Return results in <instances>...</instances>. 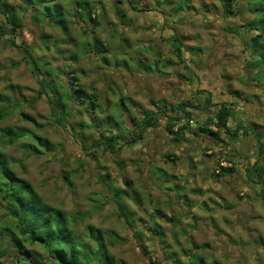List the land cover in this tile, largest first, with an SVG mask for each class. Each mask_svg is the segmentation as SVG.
Masks as SVG:
<instances>
[{
	"label": "rangeland",
	"instance_id": "obj_1",
	"mask_svg": "<svg viewBox=\"0 0 264 264\" xmlns=\"http://www.w3.org/2000/svg\"><path fill=\"white\" fill-rule=\"evenodd\" d=\"M84 1L92 3L95 20L86 18L89 27L84 23L80 27L68 17L73 22L68 37L59 28L45 27L43 34L50 42L47 49L41 26L29 25L19 31L14 46L10 36H0V111L8 114L0 127L31 128L21 118L25 113L35 119L38 135L56 145L52 153L26 160L19 146L4 150L17 174L52 206L77 216L79 232L90 225L107 236L116 235L110 252L119 264H150L151 258L144 255L134 235L138 231L148 236L155 223L162 227L164 240L154 239L142 247L165 264H173L171 258L163 259L166 252L184 262H188L186 252H191L201 254L205 264H264V190L256 176L247 177L253 164H264L258 146V140L264 144V90L247 76L246 46L258 33L242 28L254 15L244 10L242 1L238 7L241 16L233 18L224 16L218 0ZM9 2L22 6L19 0ZM180 6L186 8L177 13ZM62 7L70 12L66 4ZM4 23L0 15V26ZM5 27L9 31L7 24ZM174 36L183 44L187 64L175 54L178 44L168 40ZM90 38L109 49L112 66L102 65L91 53L80 54L79 46ZM19 47L29 48L35 59L49 63L46 78L55 85L78 73L86 90L99 95V104L106 111L102 119L114 113L117 119L132 114L138 121L146 111H170L182 103L192 112L190 130L176 140L160 117L156 128L148 130L142 141L124 148L120 156L96 151L88 142L89 153L98 156L89 157L81 144L83 134L91 141L89 136L98 131L92 116H73L66 128L55 124L52 106ZM73 54L78 56L76 63L63 58ZM67 64L71 66L67 68ZM208 98H212L211 108ZM222 101L235 103L231 130L248 125L256 127L259 135L250 131L245 136L237 130L234 138L226 131L219 133V140L196 136L194 131L205 127ZM128 116L121 120L123 139L116 149L139 134L138 130L130 133L136 127ZM73 122L90 127L78 129L75 137ZM210 129L217 131L213 126ZM220 166L233 167L234 172L217 177ZM130 212L135 213L134 228L129 226ZM153 215H158L155 221ZM5 221V210L0 207V229ZM27 248L39 259L44 257L39 246ZM18 256L11 249L9 259L2 263L14 264Z\"/></svg>",
	"mask_w": 264,
	"mask_h": 264
},
{
	"label": "trees",
	"instance_id": "obj_2",
	"mask_svg": "<svg viewBox=\"0 0 264 264\" xmlns=\"http://www.w3.org/2000/svg\"><path fill=\"white\" fill-rule=\"evenodd\" d=\"M22 6L10 4L9 0H0V15L5 18L6 24L9 26V31L5 27L0 26V36H10L9 42L14 46L15 40L19 37V31L27 30L29 25L40 27V34L43 40V46L49 47V37L43 34L44 28L47 26L59 28L65 37L70 34L69 26L73 24L72 20L81 27V24L89 27L87 20H95L91 11V4L84 0H19ZM222 5L224 16L227 18L239 17V3H244V10L254 15L253 20L242 25V28L248 31H255L258 34L247 43V76L255 83V87L264 90V0H218ZM186 3V2H185ZM68 6L67 12L62 5ZM187 7V3L185 4ZM180 6L176 12H183L184 8ZM135 10H137L135 8ZM76 11L79 14L76 16ZM142 11V10H140ZM72 12V13H71ZM123 18V15H120ZM68 17H71L72 20ZM74 18V19H73ZM87 32H91L86 28ZM231 33H238L234 30H229ZM87 35V34H86ZM171 42L178 45L175 46V54L182 64L188 62L183 58L180 39L176 36L169 38ZM24 52V60L36 77L39 79L43 96L52 106L53 122L60 126L68 125V119L81 117L85 114L92 116L91 122L97 126L98 131L95 136H89L91 141H87L88 137L83 134L81 144L83 152L89 156L97 158L94 153H89L91 147L96 148V151L103 150L110 152L116 157L120 156L121 152L126 147H131L143 140V135L152 128L158 126L160 117L166 120V129L169 134L180 140L190 130L189 125L192 122V112L188 110L187 104H179L172 110L160 109L158 112L146 111L143 114V119L136 120L134 115L128 116L134 123L136 129L130 130V133L139 134L132 135L131 141H126L119 148V141L123 139L121 133V116L117 119L113 113L109 117L102 119L100 116L106 112L99 104V95L96 92H88L86 85L81 82L80 76L71 77L70 81H63L59 85H55L54 81H50L47 76H50L49 71L45 66L49 63L34 58L32 51L27 47H19ZM80 54L83 51L92 54L99 59L100 63L105 66H112L108 58L109 49L101 43L97 38L87 39L79 46ZM65 60L77 62L78 56L71 55L69 58L63 57ZM43 65V66H42ZM116 65V64H115ZM121 64H117L119 67ZM67 64L66 67H70ZM189 69V67H187ZM65 73L66 71H61ZM254 75H251V74ZM75 74V72H73ZM233 96L232 93H229ZM264 94V93H263ZM211 97V96H210ZM1 102V98H0ZM36 100L31 102L33 107ZM239 102V101H238ZM248 102H251L248 100ZM207 106L212 107V98L206 100ZM235 103L221 102L218 104L216 113L210 118L205 127H198L194 134L200 136L213 137L219 140V133L226 131L230 138L237 135V130H242L246 136L250 131L255 132L256 137L259 135L256 127H248L242 125L236 130H231L229 123L234 111ZM200 110V107H194ZM170 113L171 115H169ZM8 117L7 111H0V126ZM21 118L26 124L31 126H12L0 127V207L5 210L6 221L0 229V264L2 260L7 261L10 256V250L13 249L15 256L14 264H119L115 256L110 252V245L117 238L116 235L107 236L101 230L95 229L93 226H88L83 232L78 231V217L66 212L63 208L52 206L47 200L41 196L34 186L25 178L19 176L13 167V160L7 158L4 150L11 147L19 146L24 154V159L38 157L52 153L56 145L48 138L38 135L36 132L37 123L35 119L28 114H21ZM215 127L217 131H213L210 127ZM90 127L89 124L73 122L71 128L75 137L78 136V129ZM174 129H176L174 131ZM90 142L91 147H88ZM259 153L264 156L263 141L258 140ZM170 159V156H166ZM250 169V170H249ZM249 169H247V177L256 176L257 184L262 185L264 190V164L257 161ZM249 170V171H248ZM234 172V168H223L220 166L217 177L225 176V174ZM63 179L67 184L71 185L67 176ZM126 185H131L129 180L125 181ZM178 188V187H176ZM171 190V189H170ZM160 211H157L159 214ZM131 220L129 226L134 228L135 213L130 212ZM158 215H153L154 221ZM156 218V219H155ZM134 235L139 248L145 252V256L151 258L150 264H165L161 257H151L144 251L142 244L156 241L162 242L165 234L162 227L155 223L151 228V234L148 236L144 232L135 231ZM145 236L146 239H145ZM29 246H39L44 257L39 259L32 251L27 248ZM207 246H202L206 248ZM173 253V252H172ZM17 254V255H16ZM175 256V253H173ZM188 262L175 256L169 257L167 252L163 255V259H172L173 264H205V258L199 253L186 252ZM126 264V263H122ZM218 264V263H215Z\"/></svg>",
	"mask_w": 264,
	"mask_h": 264
},
{
	"label": "crops",
	"instance_id": "obj_3",
	"mask_svg": "<svg viewBox=\"0 0 264 264\" xmlns=\"http://www.w3.org/2000/svg\"><path fill=\"white\" fill-rule=\"evenodd\" d=\"M186 160H187V158H186ZM187 162H188V160H187Z\"/></svg>",
	"mask_w": 264,
	"mask_h": 264
},
{
	"label": "flooded vegetation",
	"instance_id": "obj_4",
	"mask_svg": "<svg viewBox=\"0 0 264 264\" xmlns=\"http://www.w3.org/2000/svg\"><path fill=\"white\" fill-rule=\"evenodd\" d=\"M222 102H225V101H222Z\"/></svg>",
	"mask_w": 264,
	"mask_h": 264
}]
</instances>
